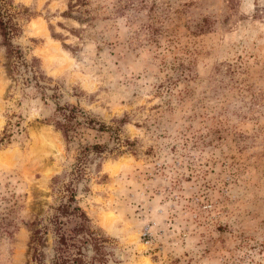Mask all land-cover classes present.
<instances>
[{
	"label": "rangeland",
	"instance_id": "obj_1",
	"mask_svg": "<svg viewBox=\"0 0 264 264\" xmlns=\"http://www.w3.org/2000/svg\"><path fill=\"white\" fill-rule=\"evenodd\" d=\"M0 17L18 28L11 48L0 31V264H264V0H0ZM71 193L87 219L61 214Z\"/></svg>",
	"mask_w": 264,
	"mask_h": 264
},
{
	"label": "trees",
	"instance_id": "obj_2",
	"mask_svg": "<svg viewBox=\"0 0 264 264\" xmlns=\"http://www.w3.org/2000/svg\"><path fill=\"white\" fill-rule=\"evenodd\" d=\"M13 30L18 31L16 24H10L9 22L2 19V17H0V31H1V34H2L4 41H5L4 44L9 46V48L12 47L9 36ZM9 51H11V49H9ZM18 51L19 50H17L16 52H18ZM56 110L58 111L61 119L55 120L53 125H54L55 129H57L61 132V134L65 138V140H68L69 139V132L73 126L72 120L75 118L76 112H80V110L75 106H69V105L57 106ZM93 121L94 120H92V119L89 120L88 124L90 125ZM104 128H105V126L102 125L101 128L98 130H102ZM92 147L95 148L97 151H99L98 149L101 148V145L93 144ZM88 148H90V147L85 146L83 148V150H87ZM74 197H75V194L71 193L70 197L68 199V204L63 205L62 209L60 210L61 214H63V213L68 214L69 210L74 211V212L77 211V212H79V216L82 219H87L85 216V213L80 209L79 206L75 205L72 207V205H71L72 202H75ZM46 233H47L46 232V225H43L42 227L34 228L32 230V236H31V248H34L38 252L39 246H41L43 237ZM58 239H59L60 244H65L66 239L63 235H59ZM38 255H39V253H37V256ZM59 258L61 259L60 262L54 261V264H64L65 262H70L71 264H78V259L76 257L65 259V258H61L59 256Z\"/></svg>",
	"mask_w": 264,
	"mask_h": 264
},
{
	"label": "bare ground",
	"instance_id": "obj_3",
	"mask_svg": "<svg viewBox=\"0 0 264 264\" xmlns=\"http://www.w3.org/2000/svg\"><path fill=\"white\" fill-rule=\"evenodd\" d=\"M41 130V129H40ZM41 133H43L44 134V131L43 132H41V131H38V134H40L41 136H42V138H44V136H43V134H41ZM37 134V133H36ZM37 134V135H38ZM39 136V135H38ZM46 136H48V135H46ZM35 137V136H34ZM49 137V136H48ZM38 138H40V136L38 137ZM47 139V138H46ZM48 142H50V141H48Z\"/></svg>",
	"mask_w": 264,
	"mask_h": 264
}]
</instances>
